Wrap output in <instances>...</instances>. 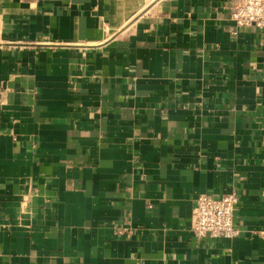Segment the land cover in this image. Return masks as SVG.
Segmentation results:
<instances>
[{
    "label": "crops",
    "instance_id": "1",
    "mask_svg": "<svg viewBox=\"0 0 264 264\" xmlns=\"http://www.w3.org/2000/svg\"><path fill=\"white\" fill-rule=\"evenodd\" d=\"M238 0H0V264H264V28ZM235 192L233 238L196 200Z\"/></svg>",
    "mask_w": 264,
    "mask_h": 264
},
{
    "label": "built area",
    "instance_id": "2",
    "mask_svg": "<svg viewBox=\"0 0 264 264\" xmlns=\"http://www.w3.org/2000/svg\"><path fill=\"white\" fill-rule=\"evenodd\" d=\"M231 18L238 27L264 28V0H238ZM235 192L215 197L201 194L194 209V232L198 237L233 238L239 234L234 225V213L238 203Z\"/></svg>",
    "mask_w": 264,
    "mask_h": 264
}]
</instances>
